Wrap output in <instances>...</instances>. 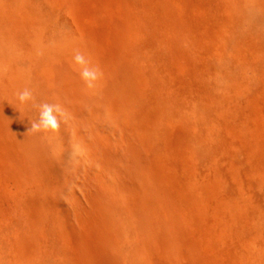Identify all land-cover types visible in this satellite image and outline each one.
<instances>
[{"label":"rangeland","instance_id":"374dc122","mask_svg":"<svg viewBox=\"0 0 264 264\" xmlns=\"http://www.w3.org/2000/svg\"><path fill=\"white\" fill-rule=\"evenodd\" d=\"M0 264H264V0H0Z\"/></svg>","mask_w":264,"mask_h":264},{"label":"clouds","instance_id":"9594fccd","mask_svg":"<svg viewBox=\"0 0 264 264\" xmlns=\"http://www.w3.org/2000/svg\"><path fill=\"white\" fill-rule=\"evenodd\" d=\"M74 59L77 64L82 65L80 71L81 78L88 87H92L93 81L97 79V70L88 67L87 61L79 53L76 54ZM17 97L22 104L34 99L31 90L28 88L18 92ZM61 120L66 121V113L59 104L43 103L39 105L38 120L31 123L29 130L33 132L55 133L60 127Z\"/></svg>","mask_w":264,"mask_h":264},{"label":"bare ground","instance_id":"6f19581e","mask_svg":"<svg viewBox=\"0 0 264 264\" xmlns=\"http://www.w3.org/2000/svg\"><path fill=\"white\" fill-rule=\"evenodd\" d=\"M77 37V36H76ZM170 123V122H169ZM169 125V124H168ZM29 138H31V137H29ZM200 142V141H199ZM201 143V142H200ZM206 145V144H205ZM69 148H70V146H63V147H60L59 148V150L58 151H60L61 153H62V159H64V161L66 162L70 157L73 159V157H75V155L73 156V154H72V156L70 155V154H68L69 153V151H72V150H69ZM73 148V147H72ZM205 148V147H204ZM74 149V148H73ZM206 150V149H205ZM73 152V151H72ZM74 152H76L75 150H74ZM62 159H59L60 160V162L62 161ZM65 162H63V163H65ZM62 165H64V164H62ZM218 166V165H217ZM76 169H74V170H71L69 173H71L72 175H74V176H76L77 177V175H85L86 176V172L85 171H83L82 169H80V167H75ZM64 169L66 170H69L68 168H66V167H64L63 168V171H64ZM75 170H77L78 171V173L75 175ZM81 170V171H80ZM95 194V193H94ZM96 195V194H95ZM245 199V198H244ZM44 215H46V214H44ZM46 220H48V217L45 219V220H43L42 219V222H41V224L44 226L43 227V229H49L52 225H53V223L55 222V221H50V220H48V221H50V223L49 224H51V225H49V226H47V224H48V221H46ZM35 221V223H36V219L34 220ZM33 221V222H34ZM56 228H54L53 227V230H55ZM52 230V231H53ZM46 233H48V231L46 232ZM69 258V257H68Z\"/></svg>","mask_w":264,"mask_h":264}]
</instances>
